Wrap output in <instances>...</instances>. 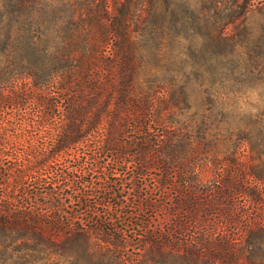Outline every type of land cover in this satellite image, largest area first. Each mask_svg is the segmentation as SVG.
I'll return each mask as SVG.
<instances>
[{"label":"trees","instance_id":"1","mask_svg":"<svg viewBox=\"0 0 264 264\" xmlns=\"http://www.w3.org/2000/svg\"><path fill=\"white\" fill-rule=\"evenodd\" d=\"M205 18L177 0H0L1 252L55 264H261L251 239L243 249L216 228L244 223L221 203L244 196L254 215L244 229L264 231L262 176L229 155H182L163 116L189 84L162 79L166 46L191 40ZM206 164L215 177L202 185ZM153 166L161 177L145 189ZM164 187L169 203H151ZM152 208L169 219L146 217Z\"/></svg>","mask_w":264,"mask_h":264},{"label":"rangeland","instance_id":"2","mask_svg":"<svg viewBox=\"0 0 264 264\" xmlns=\"http://www.w3.org/2000/svg\"><path fill=\"white\" fill-rule=\"evenodd\" d=\"M177 2H186L190 10L203 16L206 14V18L201 31L191 40L166 46L167 60L171 59V62L163 65L169 68L164 70L168 73L167 78L162 79L178 87L187 79L189 84L185 93H179V104L169 107L166 110L168 113L163 112V116L169 130L176 132L173 139L183 143L180 144V148L184 149L182 155L187 147L197 148L198 159L206 158L208 161L222 160L229 155L242 166L244 174L253 172L258 173L256 177L262 176L257 188L263 200L260 205L264 226V0ZM240 13L243 15L237 21L221 29L227 15ZM201 33H209L212 40H206L205 36L201 38ZM167 60L164 59L162 63ZM39 135L44 136L42 132ZM20 143L29 145L23 141ZM46 148L49 149V146ZM209 166L206 164L198 168L197 178L202 185L211 183L215 177L214 169ZM184 169L183 173L189 171L187 165ZM128 171H131L130 166ZM160 177L157 166L146 171L143 176L145 189L150 183L156 186ZM151 189V203L160 207L164 202L169 203L166 198L170 199L173 193L170 188L164 187L162 193H157V188ZM223 189L220 186L216 193ZM216 197L219 198L217 194ZM227 202L236 207L233 210L241 215L240 221L245 223L254 219V215L249 213L252 202L244 196L221 203L225 206ZM153 209H144L143 213H146V217L155 213L156 222L169 219L166 214L162 215L161 209L156 212ZM244 223L231 226L220 219L216 233L230 234L236 246L243 249L251 248L247 244L251 239L258 247L252 248L253 255L264 264V231L258 233L255 229L251 236L249 227L244 229ZM36 256L35 252L11 254L0 251V264H55V258L50 257L42 262L37 261Z\"/></svg>","mask_w":264,"mask_h":264}]
</instances>
